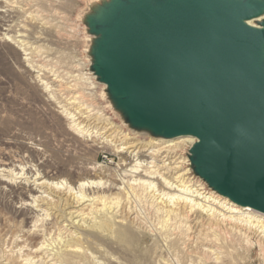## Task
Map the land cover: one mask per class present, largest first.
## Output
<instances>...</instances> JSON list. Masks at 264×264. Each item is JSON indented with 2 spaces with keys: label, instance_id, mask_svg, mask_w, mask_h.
I'll list each match as a JSON object with an SVG mask.
<instances>
[{
  "label": "water",
  "instance_id": "water-1",
  "mask_svg": "<svg viewBox=\"0 0 264 264\" xmlns=\"http://www.w3.org/2000/svg\"><path fill=\"white\" fill-rule=\"evenodd\" d=\"M264 0H111L92 72L136 130L190 136L195 175L264 214Z\"/></svg>",
  "mask_w": 264,
  "mask_h": 264
},
{
  "label": "rangeland",
  "instance_id": "rangeland-1",
  "mask_svg": "<svg viewBox=\"0 0 264 264\" xmlns=\"http://www.w3.org/2000/svg\"><path fill=\"white\" fill-rule=\"evenodd\" d=\"M19 1L22 5H15L21 6L28 11L24 13L16 12L20 10L15 9L16 13L10 14L6 19L1 18L2 15L0 14V160L7 164V170H14V175L11 178L6 173L0 174V178L3 179L5 177L8 179L7 181L13 179L15 182H19L20 180H16L15 175L19 174L21 169H24L25 178H30L34 174L43 176V164L46 163L47 166L51 167L61 165L75 167L90 164L97 167L99 177L103 178L104 182L107 181L110 183L115 180L119 185H122L118 180L125 179L122 174L128 168L126 165L130 163V158H128L129 155L118 152L117 146L121 144V141L113 139L112 136L109 137L112 132L109 133L107 129L105 131L102 124H98L94 120L89 121L84 118H79L80 116H77L79 122L84 126L90 125L87 127H90V130L88 134L76 133L75 130L68 126L69 122L61 114L62 110L60 107L62 105L59 107L58 104V102L62 103L63 101L65 103L69 98L78 95L80 91L85 97V108L87 106L89 110H93L96 107V109L99 108L97 111H100V114L102 113L106 118L108 117V123L111 121L120 131L127 134L128 138L131 139L130 143L147 144L158 138L149 131L132 128L124 115L111 102L112 100L108 94L107 87L101 86L99 81H95L92 78V47L97 38L91 33L89 19L95 16L93 3L99 1V4L103 6V0ZM1 4L3 7H6V0H2ZM31 14L34 16L32 19L28 17ZM37 16H39L43 28H40L39 22L36 19ZM263 22L264 19L255 21L253 24L259 27ZM4 24L6 27L10 26L8 27V29L10 28V33L9 31H4L7 29ZM5 33H8L6 38L3 36ZM20 34L25 36L23 40L31 46V49L27 51L30 54L28 57L32 62L29 66L23 60L24 56L22 55L24 53H22V49L9 39L11 36H21ZM6 39L7 42H5ZM38 75L54 82L55 85L58 80H62L59 83L63 84L62 88H57L59 90L70 85L72 87L69 90L65 89V91L63 90L58 93L54 101H49L47 95L43 98L39 97V95L35 97L34 91L39 94L42 93L40 91L42 88L37 82L38 77L36 76ZM71 76L78 77L75 78L76 81L72 82L73 79ZM88 82L96 85L92 89L93 92L89 90L92 93L88 91V86H90ZM74 84L76 87L73 86ZM43 93L45 92L43 91ZM89 105H94L95 108ZM96 127H98L97 133ZM102 137L104 139L109 137V140L113 139V145L104 142ZM190 149L191 147L188 148L185 145L179 147V149L177 148L173 151L175 153L172 152L170 155L171 159H168L167 163L171 161L180 162L181 164L179 166L182 167V171H188L187 177L191 181L194 179L193 182H198L199 178L195 175L190 161ZM42 154L46 155L47 158L43 159ZM158 159L161 160L162 158ZM129 179L127 177L125 180ZM124 186H127V184H124ZM116 193L119 192L114 191L112 194ZM151 196L152 194H148L146 200L145 198L143 200L132 198V200L130 199L127 202V206L129 204V208L127 207L128 210L131 209L130 211H133V218L136 219L135 222L143 230L138 239L133 241L136 244L132 243V247H128L123 241H119L116 235L113 236L110 234L104 241L99 243L100 247L98 246L94 251L92 250L93 252L89 249V255L92 253L89 262L91 260L93 264H163L164 262L169 264H199L200 261H198V258L204 257L203 252L208 248V250L214 251L213 255L210 259L205 258L208 261L205 263L201 262L200 264H214L215 258H220L222 264H264V252L258 246V239L256 237L251 236L248 239H244V237L237 236L231 232L226 233L227 227L225 226H222V231L219 230L218 233L211 232L208 235L214 236L215 234H220V231L222 234H226L228 237L227 247L228 245L230 246L229 251L230 253L233 252L232 254L227 253V247H225L226 249H219L214 244L211 246V243L198 245V243L191 241L192 243L187 242L186 245L182 244L181 246H172L168 242L165 243L163 235L165 234V226V230L171 228L168 231L170 233L177 231L184 234L186 231V234L188 233L187 235L192 237L193 234L191 235V232H193V229L191 227H193V224L182 221L184 223L183 225L182 222H177L180 220L177 218L169 222L172 227H170V224L165 225L162 217L163 214L157 212L158 208L155 206V200ZM19 198L21 197L15 194L0 195V262L2 264H6L7 262V264H18L16 259L26 255L24 245L26 246L28 242H26L27 239L22 232L26 229V225L12 211V205L18 203ZM122 207L124 205L116 208L117 210H114L115 214L120 215V210H123ZM116 211L119 212L117 213ZM158 215L160 217H157ZM156 226H158V229L161 228L163 230L160 229L159 232ZM176 228L178 229L176 230ZM20 232L22 235H20ZM157 234L160 236H157ZM21 237L24 238V241ZM56 237V234L53 235L50 242L52 243L53 239L55 241ZM19 239L22 241L19 242ZM169 245L171 248H169ZM56 246L57 243H53L52 248ZM18 247L21 249L19 250ZM175 247H177V250ZM178 250L180 251L178 252ZM181 253L183 254L181 255ZM200 254L203 256H200ZM221 254L224 255L222 256ZM10 256L11 259L8 258ZM225 256H228V258ZM220 261H218V264Z\"/></svg>",
  "mask_w": 264,
  "mask_h": 264
},
{
  "label": "bare ground",
  "instance_id": "bare-ground-1",
  "mask_svg": "<svg viewBox=\"0 0 264 264\" xmlns=\"http://www.w3.org/2000/svg\"><path fill=\"white\" fill-rule=\"evenodd\" d=\"M110 1L111 0H103V5ZM1 2L2 0H0V3ZM6 3V7H3L2 4L0 5V14L3 19H6L12 13H24L28 11L21 6L15 5H22L19 0H6ZM12 4L14 5L12 6ZM93 6L95 13L100 12L102 5L99 4V1L94 2ZM15 9L20 11L15 12ZM28 17L32 19L34 16L31 14ZM36 19L41 28L42 23L39 16H37ZM263 19L264 15L260 18L248 21L247 23L252 27L259 28L254 25L253 22L261 21ZM4 26L6 27L5 24ZM8 27H6L7 29L4 31H9L10 33V28L8 29ZM7 35L8 33H5L3 36L6 38ZM7 39L5 42H7ZM9 39L22 49V53H24L22 55L24 56L23 60L26 61V65L29 66L32 62L28 57L30 54H28L27 51L31 49V46L28 42L23 40L25 39V36H11ZM91 75L93 74L91 73ZM36 77H38L37 82L42 88V90H40L42 93L39 94L34 91V96L36 97L39 95V97L43 98L47 95L49 101H54L58 93L63 90L65 91V89L69 90V88L72 87V85H70L69 87L66 86L64 89L59 90L63 85L59 84L62 80H58L55 85L54 82L46 80L42 76L38 75ZM71 77L73 82L76 81L75 78L78 76ZM93 77H95V75H93ZM88 84L91 86H88V91H92V89L96 87L92 82H88ZM73 86L76 87L75 84ZM101 86H104L105 88L107 87L102 83ZM43 91L45 93H43ZM91 91L89 92L92 93L93 91ZM84 98L83 93H80L79 91L78 95L73 96L68 100L66 99L67 101L65 103H63V101L62 103L64 105L58 102L59 107L62 105L60 107L62 110L61 114L67 122H69L68 126L75 130L76 133L88 134V131L90 130V127L87 128L90 125H82V123L79 122V118H84L89 121L94 120L98 122V124H102L105 131L109 130V133L112 132L109 137L112 136L113 139L121 141V144L117 146L118 152L129 155L128 158H130V163L126 165L128 168L123 171L124 174L122 175L125 179L127 177L130 179L118 180L122 184L119 185L115 180L110 183L107 181L104 182L103 178L99 177L95 165H78L75 167L61 165L51 167L47 166V163L43 164V176H40V174H34L33 176L31 175L32 177L30 178H25L24 169H21L20 173L15 175L16 180H20L19 182H15L13 179L7 181L8 179L5 177V179L0 178V195L15 194L16 196L21 197L19 198L20 200L18 203L12 205V211L26 225V229H22V232L28 243L26 246L24 245L26 248V255L16 259L18 264H91L93 261L91 262L90 260L89 262V258L92 253L89 255V249L94 251L95 248H98L99 243L104 241V239L110 234L113 236L116 235L119 241H123L126 246L132 247L131 245L134 243L133 241L138 239L143 230L140 225L135 222L136 219L133 218V211H130L131 209L128 210L129 204L127 206V202H129L130 199L132 200V198L137 200H143V198H145L146 200L148 194H152L151 197L155 200L154 204L158 208L155 207L157 212L163 214V216H161L164 219L163 222L165 225L170 224V221L177 218L181 220L177 222L183 221L184 223L190 222L193 224V227H191L193 229V232H191V235L193 234L192 237H189L187 235L188 233L186 234V231L183 234L177 231H172V229V233H170L168 231L171 228L165 230V226V234H163L165 243L168 242L172 246H181L182 244L186 245L187 242L190 243L193 241L194 243H198V245L211 243V246L214 244L218 246L219 249H224L227 247L228 237L226 234H222L221 228L222 226H225L227 227L226 233L231 232L237 236L244 237V239H248L251 236L256 237L258 239V246L264 252L263 213H259L251 208H242L231 202L228 198L217 193L204 192V189L199 188L200 186L198 185V182H193L194 179L191 181L190 178L187 177L188 171H182V167L179 166L181 164L180 162L177 163V161H171L167 163V160L171 159L170 155L177 148L179 149V147L184 145L188 148H192L197 143L195 138L190 136L175 139L158 137L156 140H152L147 144L130 143L131 139L128 138L127 134L120 131L118 127L111 123V121L108 123V117L106 118L102 113L100 114V111H97L99 108L96 109L97 107L95 108L94 105H89L90 107H94L96 112L95 109H91L92 111L89 110L88 106L85 108L86 104L84 105ZM77 116L80 117L78 118ZM107 126L110 127L107 128ZM96 130L97 133L98 127H96ZM108 138H103L104 142L112 144L113 139L109 140ZM42 156L43 159L47 158L46 155L42 154ZM158 158L162 159L159 160ZM46 161L48 162V160ZM6 166L7 164L0 160V168H3L0 169V174L6 173V175L11 178V176L14 175V170H7ZM124 184H127V186L123 187ZM114 191H118L119 193L112 194ZM120 205H124V207H122L123 212L120 210V215L115 214L114 210ZM116 212L118 213L119 211ZM157 217H160V215ZM161 221L160 223H162ZM156 227L158 231L161 229H158V226ZM170 227H172L171 224ZM177 229L178 228H176V230ZM219 230H221L220 234H215L214 236L208 235V233L211 232L218 233ZM52 234H56L57 237L55 238L56 240L54 241L53 239V242L51 243L50 240H52ZM20 235H22L21 232ZM158 235L159 234H157V236ZM22 240L24 241V238ZM53 243H57L55 248H52ZM134 244H136V242ZM191 245L193 246V244ZM229 247L230 246L228 245V251L230 250ZM169 248H171V246ZM175 248L177 250V247ZM20 249L21 248H19V250ZM179 251L180 250H178V252ZM228 251L227 253H230V251ZM95 252L97 251L95 250ZM213 252L214 251H211L210 249L208 250L207 248V250L203 252L204 257L198 258V261H200V263H205L208 261L205 258L210 259ZM182 254L183 253H181V255ZM14 255L16 256V254ZM203 255L200 254V256ZM228 256L225 257L228 258ZM8 258L11 259V256ZM6 260L8 261V259ZM220 260V258H215V263L218 264V261ZM163 264L169 263L164 262ZM219 264H222V262L220 261Z\"/></svg>",
  "mask_w": 264,
  "mask_h": 264
},
{
  "label": "built area",
  "instance_id": "built-area-1",
  "mask_svg": "<svg viewBox=\"0 0 264 264\" xmlns=\"http://www.w3.org/2000/svg\"><path fill=\"white\" fill-rule=\"evenodd\" d=\"M92 74L93 75H95L93 72H92ZM92 75V76H93ZM92 78H94V80L95 81H97V77L95 76V77H92ZM198 177V176H197ZM199 178V177H198ZM197 182V181H196ZM198 185L200 186L199 188H202V189H204L203 191L205 192H214L209 186H208V184L204 181V180H202L201 178H199L198 179ZM214 193H216V192H214Z\"/></svg>",
  "mask_w": 264,
  "mask_h": 264
}]
</instances>
